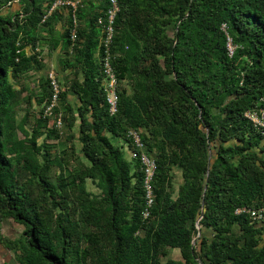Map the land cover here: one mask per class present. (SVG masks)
Returning <instances> with one entry per match:
<instances>
[{"label": "trees", "instance_id": "trees-1", "mask_svg": "<svg viewBox=\"0 0 264 264\" xmlns=\"http://www.w3.org/2000/svg\"><path fill=\"white\" fill-rule=\"evenodd\" d=\"M10 1L0 0V230L12 218L22 233L0 242L17 262L264 264V219L236 212L264 206V126L246 115L264 110V0H118L113 114L98 23L110 0L78 1L75 39L71 5L25 0L8 15ZM44 39L60 52L50 115V73L37 88L25 79L46 67ZM130 128L155 156L147 217Z\"/></svg>", "mask_w": 264, "mask_h": 264}, {"label": "built area", "instance_id": "built-area-1", "mask_svg": "<svg viewBox=\"0 0 264 264\" xmlns=\"http://www.w3.org/2000/svg\"><path fill=\"white\" fill-rule=\"evenodd\" d=\"M79 0H56L52 6L54 8L56 5L59 4H67L71 5L73 7V18H74V27L72 28V38L75 39L77 37V24L78 20L76 17L77 13V3ZM111 4L109 6V9L106 13V16H100L98 18V23L101 27V40H103L105 47V54L103 55V67L105 72L104 77V90L107 93V102L109 104V111L111 114L116 113L118 111V102H119V95H118V78L115 72V69L112 65V58L110 54V44L113 40L114 35V20L115 16L119 10V4L118 0H110ZM229 48L230 53L233 54L234 47L231 44V41L229 42ZM51 77V84L53 87V94L51 98L50 104H48L45 108V114H52L53 107L58 102V96L60 91V85L57 81L55 74L53 72H50ZM262 114L259 115L258 112L255 111H248L246 113L247 116L252 118L256 123L264 126V110H261ZM62 125V119L61 115L58 117L57 126ZM128 136H130L135 145L137 146V149L140 151L139 154H141V161L143 164V168L145 171L144 176V187L146 190V200H147V207L144 209L143 214L145 217L149 215V206L153 204L154 200V191L152 186V179L154 176L155 168H156V162H155V156L147 154L144 149V142L142 140L141 133L138 129L130 128L128 131ZM138 156V151H131V157L135 158ZM241 211H247L249 212L254 218L256 219H264V206L260 208H238L236 212Z\"/></svg>", "mask_w": 264, "mask_h": 264}, {"label": "crops", "instance_id": "crops-1", "mask_svg": "<svg viewBox=\"0 0 264 264\" xmlns=\"http://www.w3.org/2000/svg\"><path fill=\"white\" fill-rule=\"evenodd\" d=\"M25 6V0H12L10 1L8 4H6L3 8V13L5 14H13L19 11H22L23 7ZM58 26H62V22L60 21L58 23ZM48 48V46H47ZM26 49L28 50V52H30L31 50H33V46L32 45H28L26 47ZM38 50H41L42 55L44 57V61H45V39L42 40L41 42H38ZM57 52L60 55L59 50H54L52 53ZM51 53V54H52ZM48 60L51 61V63L53 64V61L51 60V57L47 58ZM53 60L56 61V59L53 57ZM47 65V63H46ZM49 67V66H48ZM59 69V65L57 67V70ZM33 74H31L30 76L26 77V82H29L30 86L32 88H37V82L38 79L37 77L39 75H44L45 74V67L43 69L38 70L36 73L32 72ZM70 98L75 102V97L74 94L72 92H70ZM15 225L18 226L19 230H20V234L22 233V226L20 224H18L17 222H15L12 218H6L5 220L2 221L1 223V230H0V234L1 236H5V237H9V238H17L18 234H12V229L9 225ZM15 230V229H14ZM20 234L18 236H20ZM12 252L13 255L15 257V252L11 249H9L8 247H6L2 242H0V264H8V259L11 256L12 258ZM16 259V257H15ZM17 261V260H16ZM209 264V263H207Z\"/></svg>", "mask_w": 264, "mask_h": 264}, {"label": "rangeland", "instance_id": "rangeland-1", "mask_svg": "<svg viewBox=\"0 0 264 264\" xmlns=\"http://www.w3.org/2000/svg\"><path fill=\"white\" fill-rule=\"evenodd\" d=\"M47 44H45V61H46V63H47V65H46V67H45V74H49L50 72H53L55 75L57 74V67H58V65H59V58H60V55L57 53V52H54V53H52V54H48L47 52H48V48H47ZM48 57H51L52 59V61H53V64L51 63V61L50 60H48L47 58ZM53 57L56 59V61H54L53 60ZM49 66V67H48ZM53 70V71H52ZM76 128H78L77 126H76ZM77 137V136H76ZM114 139V141L117 143V144H119V145H122L123 147V150H124V152H125V156H126V158L128 159V160H132V158H131V151H130V149L129 148H127L126 146H127V144H125L126 143V141L124 140V139H116V138H113ZM75 140H77V138L75 139ZM75 142H77V144L79 145L78 147H80V144H79V142L78 141H75ZM182 182V175H181V171L179 170V169H175V178H174V183H175V187L176 188H178V185L180 184ZM89 188L92 190V191H94V192H97L98 190H97V188H96V186L92 183V181H89ZM11 228H13L12 229V234L14 233V234H20V230L18 229L19 227L18 226H16L15 227V225L13 224H11V225H9ZM15 229V230H14ZM17 235V237H19ZM21 235V234H20ZM197 238H198V236H197ZM171 255L172 256H176V257H179L180 256V251H179V249H172V252H171ZM8 264H19L17 261H16V259H15V257H14V255H13V252H12V258H11V256L9 257V259H8Z\"/></svg>", "mask_w": 264, "mask_h": 264}, {"label": "water", "instance_id": "water-1", "mask_svg": "<svg viewBox=\"0 0 264 264\" xmlns=\"http://www.w3.org/2000/svg\"><path fill=\"white\" fill-rule=\"evenodd\" d=\"M200 219H201V217L198 219V221H197V227H198V236H200V234H201V232H202V226H201V224L199 223V221H200ZM196 242V238H194L193 239V244Z\"/></svg>", "mask_w": 264, "mask_h": 264}]
</instances>
